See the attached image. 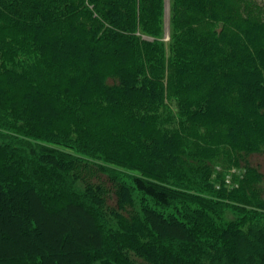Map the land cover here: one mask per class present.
Masks as SVG:
<instances>
[{"label":"trees","instance_id":"obj_1","mask_svg":"<svg viewBox=\"0 0 264 264\" xmlns=\"http://www.w3.org/2000/svg\"><path fill=\"white\" fill-rule=\"evenodd\" d=\"M259 155L264 0H0V264H264Z\"/></svg>","mask_w":264,"mask_h":264},{"label":"rangeland","instance_id":"obj_2","mask_svg":"<svg viewBox=\"0 0 264 264\" xmlns=\"http://www.w3.org/2000/svg\"><path fill=\"white\" fill-rule=\"evenodd\" d=\"M170 4L171 0H163V37L164 40H168L169 31H170ZM263 155H259L256 157L254 163H258V170L264 175V157ZM233 169L226 172V185L228 186V180H230V175L233 173ZM264 179V177H263Z\"/></svg>","mask_w":264,"mask_h":264},{"label":"bare ground","instance_id":"obj_3","mask_svg":"<svg viewBox=\"0 0 264 264\" xmlns=\"http://www.w3.org/2000/svg\"><path fill=\"white\" fill-rule=\"evenodd\" d=\"M251 2H252V1H251ZM251 2H250V3H251ZM245 4H246V3H245ZM171 29H172V28H171ZM170 101H171V100H170ZM174 102H175V101H174ZM168 107H169V106H168Z\"/></svg>","mask_w":264,"mask_h":264}]
</instances>
